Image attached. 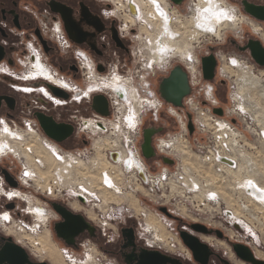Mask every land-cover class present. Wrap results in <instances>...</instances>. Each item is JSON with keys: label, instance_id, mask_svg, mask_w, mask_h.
<instances>
[{"label": "built area", "instance_id": "built-area-1", "mask_svg": "<svg viewBox=\"0 0 264 264\" xmlns=\"http://www.w3.org/2000/svg\"><path fill=\"white\" fill-rule=\"evenodd\" d=\"M95 1L103 5V17L115 22L119 33L130 43L133 63L128 73L123 77L115 70L109 77L99 74L97 67L103 63L94 62L80 50L73 51L54 23L51 39L64 54L72 52L82 73V86L49 66L40 51L29 43L27 55L18 61L21 71L15 74L20 83L12 86L16 95L29 98V102L20 108L19 120L8 122L6 118H0V143L4 147L3 151L0 149V163L14 170L18 182V187L12 188L0 176V231L34 257L39 256L36 251L39 236L50 232V224L58 219L51 202L64 204L73 211L78 209L104 238L109 239L128 220H136L144 227L139 222L141 216L146 218L144 211L137 213L135 206L140 196L165 198V192L171 190V171L176 153L186 155L190 145H200L205 140L210 143L211 138L215 140L221 136L228 139L231 147L238 148L239 143L244 142L236 121L228 117L216 96L218 84H225L224 79L227 78L222 70L220 52H213L218 64L215 77L206 81L201 58L209 51L194 54L191 50L190 6L198 9L204 0H182L179 4L170 0ZM217 1L232 9L227 5L228 0ZM132 6L135 13L131 12ZM236 16L254 36H257L253 33L255 24L258 32L263 34L261 23L240 13ZM163 24L167 26L164 37ZM45 29L47 23L43 22ZM171 34L184 37L185 50L177 53L174 49L167 51L163 57L165 65H160L150 46L155 39L162 41ZM226 57L227 66L232 60L240 63L235 58ZM173 65L185 72L190 87V93L180 108L157 97L151 86V80L157 73L167 75ZM144 67L150 71L147 78L139 77ZM8 70V67L0 65V73ZM43 71L49 72L59 84L66 82L67 87L45 83L41 77ZM32 75L37 77L32 78ZM114 78L118 79V85L106 86L104 81ZM48 85L63 91L66 97L54 95ZM116 87L125 90V98L116 92ZM33 89H45L50 98L29 91ZM97 95L107 100L109 113L106 116L92 108L93 98ZM217 108L223 110L221 117L213 112ZM36 111H43L57 123L71 125V137L62 144L49 139L40 129L34 116ZM188 117L193 125L192 135L188 130ZM145 122H149V128L156 131L151 141L154 155L148 160L141 152ZM69 143H73L70 148L67 147ZM225 158L228 157H219L218 161L231 167L232 160L229 158L228 164L224 162ZM163 159L170 160L171 164H165ZM8 204L13 207L7 209ZM144 220V229L147 232L152 230ZM165 227L168 234L166 242L155 235L151 239L159 244L165 242L173 248L177 242L173 239L176 234L171 227ZM17 234L21 235L22 241L16 239ZM58 251L65 264H109L104 261L106 258L97 245L88 238H83L77 248L61 246Z\"/></svg>", "mask_w": 264, "mask_h": 264}, {"label": "rangeland", "instance_id": "rangeland-1", "mask_svg": "<svg viewBox=\"0 0 264 264\" xmlns=\"http://www.w3.org/2000/svg\"><path fill=\"white\" fill-rule=\"evenodd\" d=\"M240 1L228 0L227 5L232 9L228 8L236 15L239 13L245 15L240 7ZM260 3L264 4V0ZM190 7L191 50L194 54L204 53L210 48H216V51L220 52L222 70L227 78L224 79V85L218 86L216 96L221 107L228 112V117L236 121L238 130L244 135V142H240L239 147L238 144L235 145L238 148L231 147L228 139L221 136L215 140L211 138L210 143L205 140L201 141L200 145H190L186 152L187 156L176 153L175 165L171 171V190L165 192V198L140 196L135 209L137 213L144 211L146 218L141 216L139 220L144 227L146 226L142 219H145L144 222L148 225L150 218L158 222L165 242L168 237L165 225L174 229L173 234L177 235H174V241L178 242L179 236L176 222L159 212L160 204L169 209L173 216L186 223L200 222L208 227L223 230L229 239L232 237L230 240L249 247L258 259L264 261V68H254L232 45V41L243 45L248 39L257 40V36H254L248 26L240 20L235 25L233 20H227L221 23L223 27L220 39L206 35L204 37L197 35L194 38L192 33H198L194 27L198 9ZM238 32L244 35L243 39ZM246 35L248 39L244 38ZM203 38H206L204 40L207 42L201 43ZM262 40L264 41V37ZM226 56L237 59L242 66L235 65L237 63L235 60L227 66ZM48 62L53 68L60 64L57 55L49 57ZM149 73V69L144 67L139 77L143 75L147 78ZM80 85L82 86V82ZM16 98L19 108H23L29 102V98L26 97L17 95ZM145 123V126L149 127V122ZM72 146L73 143L67 144L69 148ZM222 156L228 157L224 162L232 160L231 167L218 161ZM53 222L50 224V232L39 236V242L43 235H47L50 245L56 251V257L60 259L59 264H65L58 251V247L64 245L55 237ZM144 227H141V231L145 236L153 235V231L147 232ZM16 239L22 241L21 235L17 234ZM212 243L216 250L230 254L227 242L213 240ZM99 252L102 253L100 250ZM30 256L34 261L53 264L43 258V255ZM106 259L108 261L107 257Z\"/></svg>", "mask_w": 264, "mask_h": 264}, {"label": "flooded vegetation", "instance_id": "flooded-vegetation-1", "mask_svg": "<svg viewBox=\"0 0 264 264\" xmlns=\"http://www.w3.org/2000/svg\"><path fill=\"white\" fill-rule=\"evenodd\" d=\"M57 3L64 5L70 11L72 20L78 26L77 38L82 41L81 43H75L69 39L64 28L62 17L58 13H54L51 11V6H56ZM102 8L103 5L98 4L95 0H0V53L2 56L0 65H4L9 68L7 73H0V98L5 97L13 99L12 109L8 107L4 100H1L0 118L4 117L8 122H11L13 120H19L21 111L19 108V102L16 98L17 95L14 92L12 86L15 83H20L19 80L16 78L15 74L21 71V67L18 61L22 60L27 55L26 48L27 44L29 43H31L40 51L42 58H44L45 62L49 66H51L48 62L49 57L57 55L58 59L60 60V64L57 68L54 69H56L58 73L62 75H68L69 77H67L66 75L64 76L72 79L77 84H80L82 82V73L78 66V62L72 55V52L70 51V53L64 54L59 49L57 44L51 39V28H53L54 23L59 26L66 39L68 40L69 44L71 45V49L73 51L80 50L94 62L103 63V65H99L100 71L97 67V71L99 74L109 77L111 76V72L115 70L117 74L123 77L128 73L127 70L130 68L132 62L130 58V43L127 37L119 33L115 22L107 20L103 17ZM133 9L135 13V8ZM85 13H88L89 16H86ZM91 18L99 19L100 23L102 24L100 31H98L91 24ZM43 22L47 23V30L45 29V31L43 30ZM262 27L263 35H261L257 29L253 30V33L257 35L256 39L259 40L264 47V41L262 40L264 37L263 24ZM114 34L121 43V47H117L116 43L114 42L112 38ZM243 36L244 35L242 34V39ZM244 38L248 39L247 35ZM43 42L45 46H43ZM232 42L234 48L239 53L243 54L245 60L254 64L249 56L248 51L240 52L238 49L239 47L244 46L246 43H244L243 45H238L236 42ZM152 49L154 50L155 48L152 47ZM213 51H216V48H213ZM156 57L159 59L158 63L160 65H165V59L161 58L160 56ZM239 57L242 58L241 56ZM217 65L215 69V74L218 68ZM236 65L240 67V65L242 64L237 62ZM175 66L176 65H173L171 67L167 75L162 76L161 73H157L152 78L151 86L157 97L161 98V80L163 78L168 77L169 73ZM133 68L136 70L135 65H133ZM80 79L81 81L79 82ZM42 80L45 81V83L56 86V83H54V81L48 78L47 73L45 71H43ZM104 83L106 84V86L109 84L112 86H117L119 82L118 79L114 78L109 81H104ZM221 85H224V83L218 84V86ZM57 87H67L66 82H62V84L60 86L57 85ZM31 92L38 93L39 96L43 94L44 96H47V98H50L45 89H43V92H41L40 90L33 89ZM116 92L119 93L123 98H125V96L127 95L125 90L122 88L120 89L116 87ZM37 112L43 113V111H36L35 113ZM146 128L149 127L144 126V129ZM0 149L1 151H3L4 149L1 143ZM3 171H6L7 174H9V176L13 178V180L17 183L18 187V182L15 179L14 170H10L7 164L0 163V176L3 177L5 183L9 187H11L6 182L5 177L2 174ZM160 209H166V213L161 212ZM76 210L77 211H71L75 213L80 212L78 209ZM158 210L160 213L166 215L167 217L171 218L173 221L176 222L178 236L179 233L184 232L187 235L198 238L202 243L208 246L209 257L205 264H249L239 259L232 249L233 244L240 243L233 242L232 240H230L232 239V237H230L229 239V237L226 236L223 230L208 227L207 225L200 222L186 223L180 218L173 216L169 209L163 206L158 207ZM57 217L58 219H56L53 224L60 221L58 215ZM149 223L152 228L151 231L154 232L153 235L158 238H161V240H164L162 239L163 232L161 231L158 222H156L155 220H151L149 221ZM0 235L6 237V235H4L1 231ZM151 236H145V234L141 231V226L136 220H128L125 223L121 224L118 227V230L115 235L109 239L104 238L97 231V229L96 237L94 239L88 238L86 234L80 235L75 239V248L78 247L79 242L83 238H88L94 244L97 245L98 249L102 251L105 258H108L109 264H138V260H140L141 255L146 256L147 253L155 251L161 253L166 257L178 260L180 264H201L194 259L192 252L183 244L180 236L177 237L178 242H176V245H174L173 248H171L165 242L159 244L153 241L151 239ZM213 240H222L227 242L230 254H228L227 252H220L216 250L212 243ZM57 241H59V243H62L65 246L63 241L59 239H57ZM169 247L171 249H169ZM43 258H46L51 263H53L49 258L45 257V255L43 256Z\"/></svg>", "mask_w": 264, "mask_h": 264}, {"label": "water", "instance_id": "water-1", "mask_svg": "<svg viewBox=\"0 0 264 264\" xmlns=\"http://www.w3.org/2000/svg\"><path fill=\"white\" fill-rule=\"evenodd\" d=\"M172 3L179 4L182 0H170ZM262 0H241L240 7L243 10V13L250 17L251 19L264 25V4H261ZM51 11L58 13L63 20L65 31L69 39L75 43H81L82 41L77 38L78 26L71 18V13L62 4L57 3L56 6H51ZM86 16H89L88 13H85ZM87 18V17H86ZM91 24L100 31L102 24L99 19L91 18ZM113 40L116 43L117 47H121V43L116 38L115 34L113 35ZM233 44V42H232ZM43 46L44 42H43ZM45 48V47H44ZM240 52L248 51L249 56L253 63L259 68H264V47L259 40L250 39L247 43L238 48ZM46 51V50H45ZM213 48L209 49V54L201 58V69L203 78L206 81H212L215 75V69L217 65V60L213 53ZM2 59L0 53V61ZM100 71V67L98 66ZM49 90L56 96L66 97V94L53 87L48 85ZM190 93V87L188 84L187 75L179 67L175 66L169 76L163 78L160 83V96L168 104H171L174 107H182L183 99L188 96ZM4 100L8 107L12 109L13 99L11 98H0ZM93 110L102 115H108V103L104 96L97 95L93 98L92 104ZM214 114L217 116L223 115V110L217 108L213 110ZM35 118L38 121V124L42 132L51 140L56 143L62 144L67 139H69L73 133V128L69 124L57 123L55 120L46 116L43 113H35ZM188 130L189 134L193 133V125L188 117ZM234 123V121H232ZM156 131L151 128H146L143 130L142 135V144L141 152L145 159H151L154 155L151 141L152 137L155 135ZM165 164L170 165L171 161L163 159ZM2 174L5 177L6 182L13 188L17 187V183L13 180L6 171H3ZM52 210L59 216L60 221L53 224V231L57 239L63 241L67 247H76L75 239L80 235L86 234L88 238L94 239L96 237L95 227L86 220V218L80 214L75 213L66 208L64 205L52 202L50 203ZM12 204L7 205V209H11ZM161 212L166 213V209H160ZM200 226V225H196ZM124 232V230H123ZM179 236L183 244L192 252L194 259L201 263L205 264L209 257V248L207 245L202 243L198 238L187 235L182 232L179 233ZM221 237V236H220ZM232 249L235 252L236 256L242 261L249 264H264L263 260L258 259L251 249L242 244H233ZM180 264L178 260L166 257L159 252H150L146 256L141 255L138 264ZM0 264H49L47 262H37L32 260L28 252L20 245H18L13 238L4 237L0 235Z\"/></svg>", "mask_w": 264, "mask_h": 264}, {"label": "bare ground", "instance_id": "bare-ground-1", "mask_svg": "<svg viewBox=\"0 0 264 264\" xmlns=\"http://www.w3.org/2000/svg\"><path fill=\"white\" fill-rule=\"evenodd\" d=\"M197 17L194 19V27L197 29V32H194V38L195 36L200 35H209L211 37L220 39L221 38V30H222V21L226 22L227 20H233L234 25L238 22V17L235 13L231 12L228 7H224L221 2L217 0H204V3L201 2L198 10H197ZM131 12L134 13L133 6L131 7ZM193 15V14H192ZM194 16V15H193ZM211 16V17H210ZM216 16V17H215ZM209 21V22H208ZM228 23V22H227ZM208 24V25H205ZM218 29L217 31H215ZM257 28H253V30H256ZM163 33L162 37L165 36L167 31V26L163 24ZM161 37V39H162ZM191 39V38H190ZM186 45V41L184 37H179L177 35L171 34L169 37L167 36L165 39L163 38L162 41L160 39H155V41L152 44V47L155 48L154 50L150 46V50L153 54H156V56H162L164 57V54L170 50L173 49L178 52H183L184 46ZM178 48V49H177ZM185 50V49H184ZM236 65V63H235ZM233 65V66H235ZM242 66V65H240ZM47 73V76L50 80L54 81L56 83V86H60L62 83H58V80L54 78L53 76L49 75V72L45 71ZM245 72V71H244ZM32 78H35L37 76L32 75ZM43 78V73L41 75ZM40 77V78H41ZM30 92L32 90H29ZM43 92V89L40 90ZM223 130L226 128L224 126L221 127ZM234 145H237V143H234ZM187 156V153H185ZM183 155V154H182ZM227 160V159H226ZM226 163H229L226 162ZM152 219L150 218L149 221ZM36 251L39 254V257H42L44 254L45 257L49 258L53 263H60V259L56 257V251L53 249V247L50 245L47 235H43L42 239L39 242V246L37 247ZM43 255V256H44Z\"/></svg>", "mask_w": 264, "mask_h": 264}]
</instances>
